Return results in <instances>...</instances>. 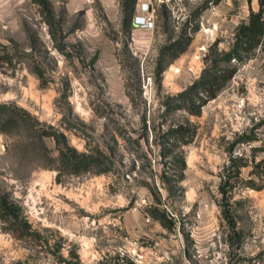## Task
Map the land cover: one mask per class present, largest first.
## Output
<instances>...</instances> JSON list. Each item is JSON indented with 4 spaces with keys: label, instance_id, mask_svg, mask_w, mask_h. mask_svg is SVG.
<instances>
[{
    "label": "rangeland",
    "instance_id": "374dc122",
    "mask_svg": "<svg viewBox=\"0 0 264 264\" xmlns=\"http://www.w3.org/2000/svg\"><path fill=\"white\" fill-rule=\"evenodd\" d=\"M48 1L0 0V264H264V33L221 60L258 0Z\"/></svg>",
    "mask_w": 264,
    "mask_h": 264
},
{
    "label": "trees",
    "instance_id": "16d2710c",
    "mask_svg": "<svg viewBox=\"0 0 264 264\" xmlns=\"http://www.w3.org/2000/svg\"><path fill=\"white\" fill-rule=\"evenodd\" d=\"M44 7L49 10V1L48 0H36ZM135 0H124V23L128 24L130 21V13L133 9ZM259 6L257 10L250 9L247 21L239 24L236 32H235V42L233 47L225 52L221 57V60H229L232 57L237 59H242V52L244 50H249L256 46L261 36L264 33V0H258ZM177 41L175 40L171 45L174 47L177 45ZM181 49L177 50L175 48L172 49L171 58H174L178 55ZM210 72H204L200 75L192 84H190L187 88H185L182 93H194L201 92L199 95L200 100L198 102H192L187 106V110L191 113H198L200 110V106L206 102L208 99L214 97L216 95L217 90L223 86L224 82L229 79L235 72V67H224L216 65L210 68ZM1 107V105H0ZM174 132L178 133V138L182 143L188 142L192 135V128L189 125L178 124L174 129ZM165 216V215H164ZM74 254L75 259L69 258H61L60 261H64L65 264H81L77 254ZM94 264H104L103 261L96 262ZM114 264H127L123 262H117Z\"/></svg>",
    "mask_w": 264,
    "mask_h": 264
},
{
    "label": "built area",
    "instance_id": "2783aa9c",
    "mask_svg": "<svg viewBox=\"0 0 264 264\" xmlns=\"http://www.w3.org/2000/svg\"><path fill=\"white\" fill-rule=\"evenodd\" d=\"M155 0H139L137 3V13L133 15L132 23L145 28L154 24Z\"/></svg>",
    "mask_w": 264,
    "mask_h": 264
},
{
    "label": "crops",
    "instance_id": "0c3cea01",
    "mask_svg": "<svg viewBox=\"0 0 264 264\" xmlns=\"http://www.w3.org/2000/svg\"><path fill=\"white\" fill-rule=\"evenodd\" d=\"M84 0H68V4H77V3H82Z\"/></svg>",
    "mask_w": 264,
    "mask_h": 264
}]
</instances>
